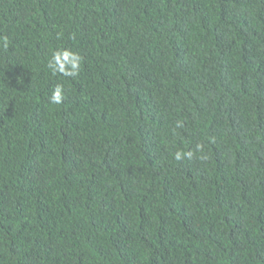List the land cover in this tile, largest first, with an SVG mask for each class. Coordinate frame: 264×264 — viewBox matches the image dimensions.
Returning <instances> with one entry per match:
<instances>
[{
  "label": "trees",
  "instance_id": "trees-1",
  "mask_svg": "<svg viewBox=\"0 0 264 264\" xmlns=\"http://www.w3.org/2000/svg\"><path fill=\"white\" fill-rule=\"evenodd\" d=\"M0 264H264V0H0Z\"/></svg>",
  "mask_w": 264,
  "mask_h": 264
},
{
  "label": "clouds",
  "instance_id": "clouds-1",
  "mask_svg": "<svg viewBox=\"0 0 264 264\" xmlns=\"http://www.w3.org/2000/svg\"><path fill=\"white\" fill-rule=\"evenodd\" d=\"M66 63L71 64V70H68L65 67ZM50 67L53 68L54 72H62L65 76H75L78 74L80 67V57L73 53H69L67 51L60 53L57 52L54 54L52 61L50 62ZM63 100V89L60 86H57L51 96L52 104H60ZM183 153L177 152L175 158L177 160L182 159ZM191 154L189 153V156Z\"/></svg>",
  "mask_w": 264,
  "mask_h": 264
}]
</instances>
